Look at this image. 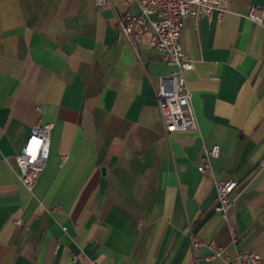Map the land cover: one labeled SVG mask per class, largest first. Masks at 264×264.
I'll return each mask as SVG.
<instances>
[{
	"label": "crops",
	"instance_id": "1",
	"mask_svg": "<svg viewBox=\"0 0 264 264\" xmlns=\"http://www.w3.org/2000/svg\"><path fill=\"white\" fill-rule=\"evenodd\" d=\"M111 1L0 0V264H229L237 251L264 264V24L247 17L264 0L185 19L199 128L169 135L152 81L173 67L148 43L151 27L136 53L117 12L137 7ZM48 123L30 191L16 157ZM228 179L238 186L224 217L215 181ZM191 233L222 255H196Z\"/></svg>",
	"mask_w": 264,
	"mask_h": 264
},
{
	"label": "built area",
	"instance_id": "2",
	"mask_svg": "<svg viewBox=\"0 0 264 264\" xmlns=\"http://www.w3.org/2000/svg\"><path fill=\"white\" fill-rule=\"evenodd\" d=\"M126 6H136L137 12L127 9L117 12V24L121 34L138 54L137 46L147 40L149 27L153 32L148 40L151 47L157 49L164 60L173 68L168 75L152 81L157 107L165 125L167 134L177 131L197 130L199 123L192 101V90L188 86L186 74L194 69L195 61L184 51L180 38L185 19L189 15L207 16L218 11L223 16L226 11V0H121ZM112 4L111 0H95L94 7L103 9ZM247 17L258 24H264V7L252 5ZM53 124L36 125L22 150L17 155L19 179L27 189L32 191L46 166L45 147ZM218 144L206 148L198 165L199 171L206 173L211 167V159L218 156ZM67 156L63 155V159ZM264 170V158L260 162ZM236 179L216 180L214 209L227 217L232 204V193L236 190ZM20 224V220L16 221ZM191 245L196 251L203 245L211 249L208 260H214L223 253V247L215 241L204 242L196 235H189ZM237 240L236 237L233 238ZM197 255V254H196ZM263 255L258 252L237 251L229 264H260Z\"/></svg>",
	"mask_w": 264,
	"mask_h": 264
}]
</instances>
